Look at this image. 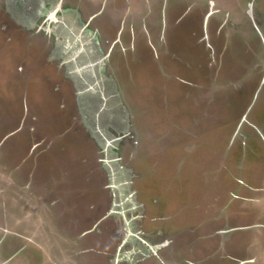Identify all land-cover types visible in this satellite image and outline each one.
I'll return each mask as SVG.
<instances>
[{
	"label": "rangeland",
	"instance_id": "rangeland-1",
	"mask_svg": "<svg viewBox=\"0 0 264 264\" xmlns=\"http://www.w3.org/2000/svg\"><path fill=\"white\" fill-rule=\"evenodd\" d=\"M10 3L12 7L8 8L9 5L5 7L0 1V203H6L7 208L27 209L24 216L28 219L39 205L52 213L47 203L55 201L59 203L58 214L76 219L75 210H70L76 207L79 221L75 234H78L90 230L111 209L109 179L101 168L102 156L94 142L98 135L84 126L78 104L84 82L79 71L71 78L68 76L66 65L71 64L62 53L52 54L33 35L35 30L21 24L19 15L13 13L11 19L3 12L16 7L15 2ZM67 3L82 8L81 12L86 10L75 0ZM87 16L84 13L82 18ZM180 16L171 17V27L162 44L157 41L160 35L148 41L135 31L136 40L132 41L126 33L125 41L116 44L109 60V75L118 74V86L123 89L117 102L121 105L118 112L123 116L122 119L117 116L116 123H122L123 128L127 127L123 119L131 123L128 145L120 155L118 169L126 176L129 191L138 190L139 197L136 195L133 201L145 204L148 215L144 229L142 220L134 225L144 233L153 229L155 245L174 241V245L162 250V256L175 257L172 248L177 245L183 254L192 257L193 249L195 257L203 258L206 249L211 251L219 246V237L197 242L198 236L214 230L210 227L197 230L202 214L215 198L214 189L206 192L203 179L211 176L212 162L217 166L224 164L219 160L225 139L233 134L243 117L247 115L251 124L264 123V91L259 89L257 74L248 76L255 64L256 43L249 50L246 43L235 37L222 52L225 38L221 35L219 42L214 39L216 24L211 22L214 52L205 41L206 25L201 14L181 19ZM94 26L103 31L104 39L115 42L111 28L103 26L101 21H96ZM108 48L109 45L104 53H108ZM130 48L136 49V54ZM217 75L219 97L217 90L214 91L217 86L212 83ZM76 81L82 88L77 89ZM221 94L230 97V108L223 105ZM105 98H101L100 105L105 104ZM103 122L107 120L103 118ZM119 124L114 126L120 127ZM252 131L246 123L240 134L249 135ZM131 144L137 148H130ZM252 148L257 153L248 158L247 166L250 176L255 178L253 186L263 179L264 146L257 141ZM135 149L132 154L136 156L132 158L130 151ZM152 168L156 172L149 186L146 179L138 182L134 178L139 174L147 177ZM233 172L235 175L236 171ZM231 188L236 190L237 184ZM149 189L150 194L146 192ZM239 203L240 199L231 210L238 208ZM140 213L141 208L127 212L125 218L128 222ZM98 229L91 238H96L97 244L106 243L104 250L109 252L100 259L105 263L119 240H124L125 229L116 220L101 223ZM157 232L166 234L157 238ZM234 238L232 243L237 241ZM39 243L45 246L46 240ZM229 248L235 250L231 244Z\"/></svg>",
	"mask_w": 264,
	"mask_h": 264
},
{
	"label": "flooded vegetation",
	"instance_id": "flooded-vegetation-1",
	"mask_svg": "<svg viewBox=\"0 0 264 264\" xmlns=\"http://www.w3.org/2000/svg\"><path fill=\"white\" fill-rule=\"evenodd\" d=\"M0 1L5 3V7L9 5L8 8L12 7L10 1L15 2L16 7L12 11L3 9V12L8 14L11 19H13L11 14L19 15L22 22L25 23L21 24L25 27L28 26L26 28H30V30L31 28L35 30L33 35L39 37L40 42H44L52 54L62 53L61 56L66 58L65 61L71 64V66L66 65L70 78L73 76L72 74L79 71L78 74L84 82L82 96L78 98L82 121L93 135H98L94 142L102 156L100 165L108 176L110 183L108 189L111 194V209L102 219L97 220L90 230L78 234H75L79 221L76 207L72 206L73 208L70 209L75 210L76 219L70 216V220L73 221H70L64 213L58 214L59 203L56 201L54 204L46 202L52 207V213L47 211L46 206L35 207L36 211L31 216L39 215L40 220L35 222L37 227H35L34 233L39 229V234H35L34 237L38 242L46 240L45 246L41 243L33 245L29 239L21 236L0 235V264H264V175L263 179L260 177L259 182L252 186V179L255 178L250 176L247 166L248 158L256 156L257 153L256 149L252 148L254 143L258 141L262 147L264 146V123L256 121L255 124H251L247 115L243 117L233 134L225 139L226 146L220 152L221 159L219 160L224 164L217 166L212 162V170L209 173L211 176L203 179L206 192L214 189L212 192H215V198L208 210L202 214L203 218L198 224L197 230H206L207 227L214 230L209 234L198 236L197 242L219 237L217 249L211 251L206 249L203 258L195 257L192 249V257H189L175 245L174 249L172 248L175 257L171 258L168 256L169 254L162 256V250L169 247L170 244L174 245V241L170 239L164 241V245H155L152 237L155 236L153 229H150V233H144L139 226L134 225L137 221L142 220L144 229L145 220L149 221L145 204H137V200L133 201V197H139L138 190L129 191L130 186L127 184L126 176L122 173V169H118V164L122 159L120 155L126 151L131 128L129 129L130 120L123 119V125L128 129L127 127L123 128L122 123H116V117L123 116L117 108L121 106L117 102L122 97L123 89L118 86V74L109 75V60L116 50V44H122L121 40L125 41L123 36L126 33L132 38V41L136 40L135 31H139L141 33L139 36L147 38L148 41H151L152 38L157 39L160 35L157 41L162 44L171 27L170 22L173 15L181 14V19L190 14H201L206 25L205 41L214 52L216 47L212 46L211 22L216 24L214 39L219 42L221 35L225 38L222 52L231 46L235 37H239L243 43H246L249 50H252L250 46L256 43L258 50L254 52L255 64L248 76L253 73L258 75L259 89L263 92L264 0H75L85 7L86 12H81L82 8L80 10L75 8L67 3V0ZM84 13L88 16L83 19ZM39 18L42 19V22L38 21ZM96 21H101L103 26L112 29L115 42L104 39L106 36L103 31L94 26ZM75 34H77L76 39ZM107 45L109 48L106 54L104 50ZM130 50L134 54L137 52L133 48ZM123 51L126 49L122 50L120 54H123ZM61 65L63 66V64ZM113 68L115 71L118 70L117 66ZM218 79L217 75L212 81L213 86H217L214 90L215 92L217 90V94L220 92H218L220 88ZM75 83L77 89L82 88L77 81ZM103 97H106L104 99L106 102L100 105V100ZM221 97H223L225 108H230L232 103L230 97L223 94ZM109 99L111 100L109 101ZM94 108L98 109V112L93 111ZM102 109H104V113L101 112ZM103 118L107 122H103ZM246 123L253 129L252 133L249 135L240 134L242 125ZM116 124L121 126H114ZM129 146L130 148L132 146V149L137 148L133 144ZM147 150L148 148H144V151ZM132 151L136 152V149L131 150V154ZM162 151L165 155L166 149ZM215 151L213 150L214 154H216ZM134 152L131 155L132 158L136 156ZM233 171H236L235 175ZM155 172L156 170L152 168L147 177L139 174L134 178L138 179V182L146 179L149 186L150 178ZM234 183L237 184L236 190L231 188ZM146 192L150 194L151 190H146ZM239 199L238 208L231 210V207ZM8 207V209L21 211L23 217L27 210L21 207ZM140 208L142 213L131 217L130 222H127L125 214L136 212ZM245 213H248L249 216H245ZM31 219L33 217L29 220L31 221ZM42 219H45V224H47L43 225V232L40 228ZM110 220L121 221L124 225L125 235L124 240L120 239L119 244L115 246V252L110 254L109 259L103 263L102 256H106L103 253L109 252L104 250L106 243L101 241L100 244H97L96 238L93 239L91 236L93 233H98L101 223ZM71 223L74 224V227ZM148 227L150 228V225ZM164 234L166 233L164 232ZM164 234L157 232L156 236L157 238L163 237ZM112 236L116 238L115 232H112ZM234 237L237 238V241L232 243ZM229 244L234 246L235 250L229 248ZM140 255L141 260L139 259Z\"/></svg>",
	"mask_w": 264,
	"mask_h": 264
},
{
	"label": "water",
	"instance_id": "water-1",
	"mask_svg": "<svg viewBox=\"0 0 264 264\" xmlns=\"http://www.w3.org/2000/svg\"><path fill=\"white\" fill-rule=\"evenodd\" d=\"M3 190L6 191L5 189ZM0 217H1L0 235L21 236L26 239H29L35 245L40 244L39 242L35 240V237H34L35 234H37V230L39 231V229H37L36 232L34 233V229L35 227H37L35 225V222H37V220H40L39 215L35 214V216H32L33 219H31L30 221L28 217H25V216L23 217V214H21V211L18 212V210L16 211L14 209H8L6 207V203H2V204L0 203ZM41 221H42L41 222L42 224L40 228L42 231L43 225L46 226L47 224H45L46 223L45 219H42Z\"/></svg>",
	"mask_w": 264,
	"mask_h": 264
}]
</instances>
